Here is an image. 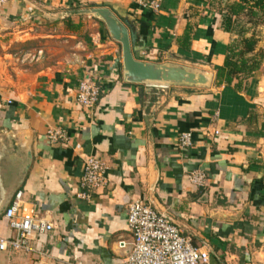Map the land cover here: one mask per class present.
<instances>
[{"label": "crops", "instance_id": "obj_1", "mask_svg": "<svg viewBox=\"0 0 264 264\" xmlns=\"http://www.w3.org/2000/svg\"><path fill=\"white\" fill-rule=\"evenodd\" d=\"M148 1L12 0L0 12V159L31 143L33 164L18 192L54 226L33 237L36 252H0V264H123L118 243L132 241L133 201L167 215L214 264H264V72L243 94L216 87L233 40L220 16L206 1L163 0L159 13L143 8ZM27 2L50 13L109 8L134 26L136 59L186 66L214 82L151 90L127 84L120 45L102 22L71 17L98 26L82 36L83 27L73 32L64 20H27L35 13ZM36 51L43 56L29 61ZM88 74L102 87L91 111L76 100ZM58 127L69 144L48 139ZM184 133L193 134L191 149L179 147ZM89 157L104 159L108 171L106 186L86 202L77 194ZM195 170L207 173L206 186L190 183ZM12 236L4 214L0 238Z\"/></svg>", "mask_w": 264, "mask_h": 264}, {"label": "built area", "instance_id": "obj_2", "mask_svg": "<svg viewBox=\"0 0 264 264\" xmlns=\"http://www.w3.org/2000/svg\"><path fill=\"white\" fill-rule=\"evenodd\" d=\"M12 0H0V12ZM163 0H151L143 3L145 9L153 13L162 10ZM29 12H32L29 8ZM43 56L39 51L31 58L38 61ZM76 56V55H74ZM102 87L92 74L85 75L79 83L76 100L84 110H93L100 101ZM48 139L53 144H69L71 138L65 129L58 127L48 131ZM194 146L193 134L180 136L179 147L188 150ZM108 171L107 162L100 157H89L84 164V171L79 183L77 198L91 202L93 196L106 186ZM208 175L204 170L190 173L189 181L196 187H204L208 183ZM9 228L13 232L10 239L0 238V252L9 250L16 253L30 254L36 252L32 245L35 235H44L53 231V224L43 219L37 209L23 199L18 192L14 201L5 213ZM128 226L132 233V241L121 240L118 248L125 252L123 264H214L208 251L197 248L193 240L165 214L156 211L152 206L141 201H133L128 208ZM130 250L129 253H127ZM73 264H83L76 262Z\"/></svg>", "mask_w": 264, "mask_h": 264}, {"label": "water", "instance_id": "obj_3", "mask_svg": "<svg viewBox=\"0 0 264 264\" xmlns=\"http://www.w3.org/2000/svg\"><path fill=\"white\" fill-rule=\"evenodd\" d=\"M26 1V0H24ZM28 3V2H27ZM29 4L32 18L59 22L74 16L93 18L102 22L109 37L120 45L122 58V75L127 84L143 86L146 89H167L172 86L190 88H209L214 76L186 66L143 62L136 59L132 44L134 26L129 19H120L112 10L93 7L58 13L46 12ZM33 164V150L30 142L15 153H6L0 159V189L3 192L0 201V218L6 213L16 193L22 188ZM130 250L127 252L129 253Z\"/></svg>", "mask_w": 264, "mask_h": 264}, {"label": "trees", "instance_id": "obj_4", "mask_svg": "<svg viewBox=\"0 0 264 264\" xmlns=\"http://www.w3.org/2000/svg\"><path fill=\"white\" fill-rule=\"evenodd\" d=\"M201 1H206L209 6L214 4L212 0ZM89 7L97 6L91 5ZM225 7V11H215L220 16L222 28L226 33L231 34L235 23L234 19L244 15L252 18L258 17L264 25V0H238L231 6L226 5ZM63 23L73 32L79 31L83 25L81 18L79 23H74L70 18L64 20ZM105 31L107 33V30ZM191 33L192 28L188 26L181 43L185 48H189L188 42ZM248 34V30L242 29L238 38L232 40L228 46L224 65L216 71V87H230L238 94H243L248 90L250 80L257 73L264 72V52L258 50L259 39L254 33L251 36Z\"/></svg>", "mask_w": 264, "mask_h": 264}, {"label": "rangeland", "instance_id": "obj_5", "mask_svg": "<svg viewBox=\"0 0 264 264\" xmlns=\"http://www.w3.org/2000/svg\"><path fill=\"white\" fill-rule=\"evenodd\" d=\"M212 1L214 2V4L211 5L210 7L216 10L217 12H220L221 10L224 11L226 10L225 7L226 5L231 6L232 4L236 3L238 0H212ZM85 20L86 21H84L82 25L83 28L81 29L82 36H84L85 34L90 35L98 30V26H96L95 23H93L90 19H85ZM234 20L235 23L233 26V32L231 33L233 40H236L241 30L245 28L246 30L249 31L248 36H251L254 33L258 37L259 39L258 50L259 52L261 51L264 52V25L262 21L258 19V17L252 18L251 16L248 15L235 18ZM37 53L38 51H36L35 53H31L30 57L32 58ZM30 57H29V61H31ZM263 70H264V64H263Z\"/></svg>", "mask_w": 264, "mask_h": 264}]
</instances>
